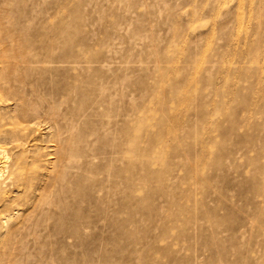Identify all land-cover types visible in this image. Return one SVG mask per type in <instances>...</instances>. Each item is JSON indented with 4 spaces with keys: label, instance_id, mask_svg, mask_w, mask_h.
<instances>
[{
    "label": "rangeland",
    "instance_id": "rangeland-1",
    "mask_svg": "<svg viewBox=\"0 0 264 264\" xmlns=\"http://www.w3.org/2000/svg\"><path fill=\"white\" fill-rule=\"evenodd\" d=\"M0 58V264H264V0H0Z\"/></svg>",
    "mask_w": 264,
    "mask_h": 264
},
{
    "label": "bare ground",
    "instance_id": "bare-ground-1",
    "mask_svg": "<svg viewBox=\"0 0 264 264\" xmlns=\"http://www.w3.org/2000/svg\"><path fill=\"white\" fill-rule=\"evenodd\" d=\"M12 38V37H11ZM9 41H11V40H9ZM8 43V42H7ZM51 43V42H50ZM23 52V51H22ZM26 52V51H25ZM8 53V52H7ZM7 53H5L6 54V59H5V57L2 55V58H4V61L6 60V62L7 61H11V59L9 58V60H7ZM16 52H14V56L16 55L15 54ZM21 54H24V53H21ZM18 55V54H17ZM16 55V56H17ZM13 56V57H14ZM20 57H22V55L20 56ZM29 57V56H28ZM2 58H0V62L2 63L3 62V60H1ZM23 58V57H22ZM17 59V61H18V63H19V61L20 60H18V59H20L19 57H16L15 58V60ZM25 59V58H24ZM66 60V59H65ZM10 61H9V63H10ZM21 61H23V60H21ZM20 61V62H21ZM12 62V64L14 63V61L12 60L11 61ZM16 62V61H15ZM25 62H27V61H25ZM24 62V63H25ZM0 63V65H3V64H1ZM18 63H15L16 64V66H20ZM24 63H21V65L23 64L24 65ZM8 64V63H7ZM6 64V65H7ZM11 63H10V65H8L9 67H8V69L6 68V71H4L3 70V72H5V73H3V76H4V74H7L8 72V70H9V73L12 71V70H15L16 68H14L15 66L14 65H12ZM18 64V65H17ZM6 65H3L4 66V68H5V66ZM22 65V66H23ZM25 65H27L26 63H25ZM3 66H1L2 68H3ZM27 66H29V65H27ZM24 67V66H23ZM28 68V67H27ZM23 69V68H22ZM20 70V71H23V70ZM1 70V69H0ZM32 71V70H31ZM1 72V71H0ZM24 72V71H23ZM23 72H21L20 73V75L23 73ZM28 72H30V71H28ZM8 73V74H9ZM12 73H14V71L12 72ZM12 73L11 74H9V76L10 75H12ZM17 73V72H16ZM19 73V72H18ZM7 74V75H8ZM25 74V72L23 73V75ZM7 75H5V76H7ZM18 75V74H17ZM22 75V76H23ZM3 76H0V90H1V88H2V80L4 79V80H6V79H8L9 80V76H7V77H3ZM19 76V75H18ZM25 76V75H24ZM11 78H12V76H10ZM15 77V76H14ZM14 77L12 78V79H10V80H12V81H10L9 82V84L7 83L6 85H10V84H13V86H14ZM17 78V77H16ZM19 78H22L21 76L19 77ZM19 78H17V79H19ZM16 79V80H17ZM33 79V78H32ZM3 80V81H4ZM8 80H6V81H8ZM14 80V81H13ZM20 80V79H19ZM24 81H25V79H23ZM24 81H22V83L24 82ZM16 82V81H15ZM4 83V82H3ZM21 83V82H20ZM5 84V83H4ZM6 85H4L3 87H6V88H3V89H7V91H5L4 90V92L3 93H0V94H2L1 96H0V100L1 99H3L4 97H3V95H6V98L5 99H3V100H9V102H10V100L12 101L13 99L14 100H16L17 99V97H16V92L15 91H13V89H11L10 90V87H8L7 88V86ZM17 84H15V86H16ZM18 85H20V84H18ZM27 85V84H26ZM22 86H20V88H21ZM11 88H12V86H11ZM31 88V87H30ZM17 89H19L18 88V86H17ZM22 89V88H21ZM20 89V90H21ZM32 89V88H31ZM15 90V89H14ZM3 91V90H2ZM1 92V91H0ZM25 92V91H24ZM5 93V94H4ZM32 94V93H31ZM22 95H24V94H22ZM19 97V96H18ZM25 98H26V96H24ZM33 97V96H32ZM24 98V99H25ZM31 97L29 96V99H30ZM22 99V98H21ZM27 99V98H26ZM42 99V98H41ZM40 99V100H41ZM32 100V99H31ZM27 101V100H26ZM33 101V100H32ZM45 101H46V99H45ZM16 102V101H15ZM28 102V101H27ZM30 102V101H29ZM11 103V102H10ZM33 103V102H32ZM16 104H18V102L16 103ZM44 104H45V102H44ZM30 105V104H29ZM46 105V104H45ZM24 106V105H23ZM26 106V105H25ZM41 106V105H40ZM45 107V106H44ZM44 107H42V109L44 108ZM26 109H28L27 107H25ZM13 109V108H12ZM18 109V108H17ZM23 109H24V107H23ZM30 110V109H29ZM34 110V109H33ZM46 110V109H45ZM18 111V110H17ZM30 112H32V111H30ZM42 112V111H41ZM13 113V112H12ZM11 113V114H12ZM38 113V112H37ZM33 114H35L34 112H33ZM33 114H31V115H29L28 114V111H23V115L20 117V118H17V117H14V119L16 120V121H13L12 120V122L11 121H9L8 122V125L10 124V123H12L11 125L12 126H10L9 128H8V126H7V124L5 125V126H7V128L8 129H6V128H4V129H0V189H5L6 187L8 188V186H11V185H13V183H18V181H19V183H21V186H22V184H23V186L24 185H27L28 183H26V179H25V177H23V175L21 174V173H17V172H15L13 169H14V166H15V164H16V162L14 163L12 160H11V156H9L10 154H9V151L10 150H13V149H15L16 150V148H18L20 145H21V141L22 142H25V141H23V139L24 140H28V139H26L27 137H29L30 136V134H31V131H32V128H33V125H35V123H36V121L34 122V124L32 123V115ZM38 114H40V113H38ZM43 114V113H42ZM13 115V114H12ZM37 115V114H36ZM18 116V115H17ZM33 116H35V115H33ZM39 116V115H38ZM37 116V117H38ZM44 117L46 118V116L44 115ZM13 118V117H12ZM17 118V119H16ZM42 118V117H41ZM18 119H22V121H20V122H23V123H20L19 121H17ZM11 120V119H10ZM34 121V120H33ZM32 123V124H31ZM3 128V127H2ZM34 129H36V127L34 128ZM33 129V130H34ZM8 130V131H7ZM30 133V134H29ZM32 133H34V131L32 132ZM28 134H29V136H28ZM32 135V134H31ZM27 136V137H26ZM31 138V137H30ZM33 140V139H32ZM2 144V145H1ZM24 144V143H23ZM23 144L21 145V146H23ZM20 148V147H19ZM124 148V146H122V150L124 151L125 150V148ZM20 149H22V148H20ZM14 150V151H15ZM121 150V149H120ZM119 150V151H120ZM14 151H12V152H14ZM16 151H18V150H16ZM11 152V153H12ZM21 153H23V152H25V151H20ZM20 152H19V154H20ZM26 152H28V151H26ZM25 152V153H26ZM121 152V155H122V151H120ZM29 153V152H28ZM18 154V155H19ZM30 154V153H29ZM18 155H15V156H17V157H20V155L18 156ZM17 157H16V161H17ZM27 157H29L28 155H27ZM33 157V156H32ZM126 157V156H125ZM125 157H123L125 160L124 161H126V158ZM23 158H24V156H23ZM26 158V157H25ZM24 158V159H25ZM20 159H22V158H20ZM26 161H29V159L27 160V159H25ZM30 161H32V160H30ZM18 162L19 161H17V164H18ZM25 162V161H24ZM14 163V164H13ZM20 163V162H19ZM27 163V162H26ZM30 163H32V162H30ZM30 163H29V166H30ZM127 163V162H126ZM21 164V166L24 164V163H20ZM24 166V165H23ZM23 166H22V168H23ZM122 166V165H121ZM20 167V166H19ZM25 167L27 168V169H29L28 168V166H26L25 165ZM125 167H127V165H125ZM120 168V167H119ZM16 170H19V169H16ZM21 170H23V169H21ZM120 170V169H119ZM25 171H26V169H25ZM23 172H24V170H23ZM28 173V172H27ZM30 173V172H29ZM28 173V174H29ZM24 174V173H23ZM120 179V178H119ZM46 180V179H45ZM17 185L15 184V187H16ZM28 186V185H27ZM18 187V186H17ZM16 187V188H17ZM11 188V187H10ZM23 188V187H22ZM41 189V188H40ZM10 190V189H9ZM17 190V189H16ZM23 190H25V189H23ZM3 190H0V194H1V192H2ZM19 191V190H18ZM12 192V191H11ZM23 194V193H22ZM3 195V194H2ZM43 196V195H42ZM44 196H46L45 194H44ZM6 197V196H5ZM14 197V196H13ZM4 197H2V199H3ZM6 201V200H5ZM0 202H1V198H0ZM39 202V201H38ZM48 202V201H47ZM5 205V204H4ZM40 206V205H39ZM5 207V206H4ZM5 208H7V207H5ZM39 208L40 207H38V209L37 210H39ZM45 208V207H44ZM47 209V208H46ZM40 211H41V209H40ZM38 213H39V211H37ZM36 212V213H37ZM42 212V211H41ZM15 213V212H14ZM38 213L36 214V216L38 215ZM2 215V214H1ZM8 215V214H7ZM12 215V214H11ZM32 215V214H31ZM35 216V217H36ZM5 217V216H4ZM34 217V218H35ZM30 219V218H29ZM8 220V219H7ZM30 221V220H29ZM29 221H28V223H29ZM21 222H19V224H20ZM27 223V222H26ZM26 223H25V225H26ZM33 223V222H32ZM38 223V222H37ZM32 225H35V224H32ZM16 226H18V225H15L13 228H15ZM31 227H33L34 228V226H31ZM37 227V225H35V228ZM13 228H12V230H13ZM16 228H18V227H16ZM39 229V228H38ZM12 230H10V231H12ZM25 230H26V227H25ZM36 230V229H35ZM9 231V232H10ZM31 231V230H30ZM37 231V230H36ZM11 233V232H10ZM9 238H10V236H8ZM22 237V236H21ZM3 238H4V236H3ZM8 238V239H9ZM25 239V238H24ZM9 240H12V241H14L15 242V240L14 239H12V238H10ZM24 241V240H23ZM7 242V241H6ZM13 242V243H14ZM1 243V242H0ZM12 243V244H13ZM19 243V242H18ZM11 244V243H10ZM20 244V243H19ZM18 244V245H19ZM21 247V246H20ZM13 248V247H12ZM26 248V247H25ZM21 249H24V248H21ZM17 250V249H16ZM19 250V249H18ZM2 251V250H1ZM4 251H5V248H4ZM3 251V252H4ZM6 252V251H5ZM13 252V251H12ZM27 252V251H26ZM21 253V252H20ZM2 255L4 254V253H1ZM0 254V255H1ZM13 254V253H12ZM6 255H4V257H5ZM7 257H8V255H7ZM7 257L6 258H4V260H7ZM3 259V258H2ZM7 262V261H6ZM8 262H10L9 260H8ZM7 262V263H8ZM6 263V264H7ZM11 263V262H10ZM25 263H26V261H25ZM27 264V263H26ZM28 264H30V263H28Z\"/></svg>",
    "mask_w": 264,
    "mask_h": 264
}]
</instances>
